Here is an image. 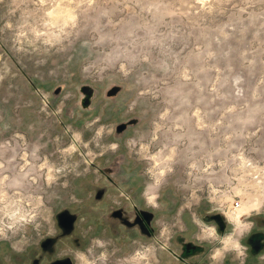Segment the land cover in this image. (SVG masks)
<instances>
[{
  "label": "rangeland",
  "instance_id": "1",
  "mask_svg": "<svg viewBox=\"0 0 264 264\" xmlns=\"http://www.w3.org/2000/svg\"><path fill=\"white\" fill-rule=\"evenodd\" d=\"M62 259L264 264V0H0V263Z\"/></svg>",
  "mask_w": 264,
  "mask_h": 264
},
{
  "label": "flooded vegetation",
  "instance_id": "2",
  "mask_svg": "<svg viewBox=\"0 0 264 264\" xmlns=\"http://www.w3.org/2000/svg\"><path fill=\"white\" fill-rule=\"evenodd\" d=\"M138 216L140 219H138ZM151 216H149L150 218ZM134 219L132 220L133 222H131V226L133 228H137V230L140 232V233H144V234H148L149 233V229L147 228L148 227V224L146 220H144L141 212L140 213H137L134 217ZM136 218L138 219V222H136ZM150 234V233H149ZM203 248L201 247L200 248V245H195L194 243L192 242H186L184 243V248L182 249V251L180 252V254H177L178 256V259L179 260H183L184 257H188V258H192L195 254V252L197 251H201ZM196 255V254H195ZM63 260V259H62ZM191 262V261H190ZM194 263V262H193Z\"/></svg>",
  "mask_w": 264,
  "mask_h": 264
},
{
  "label": "water",
  "instance_id": "3",
  "mask_svg": "<svg viewBox=\"0 0 264 264\" xmlns=\"http://www.w3.org/2000/svg\"><path fill=\"white\" fill-rule=\"evenodd\" d=\"M141 214H142L144 220H146V221H148L149 216H151L147 212H141ZM138 219H140L139 216H138ZM138 219L136 218V222H138ZM209 219L215 223V225L218 228V231L220 233H223L225 231L226 221H225L224 216L221 213L212 214L211 216H209ZM67 220H68V218H67ZM51 264H69V260L68 259L55 260Z\"/></svg>",
  "mask_w": 264,
  "mask_h": 264
},
{
  "label": "clouds",
  "instance_id": "4",
  "mask_svg": "<svg viewBox=\"0 0 264 264\" xmlns=\"http://www.w3.org/2000/svg\"><path fill=\"white\" fill-rule=\"evenodd\" d=\"M237 223H239V221L237 220ZM223 244H224V251H229V250H235L239 253L242 254V246L241 244L239 243V241H236L234 239H232V237H227L224 241H223ZM220 253L218 252L217 253V256H219Z\"/></svg>",
  "mask_w": 264,
  "mask_h": 264
},
{
  "label": "built area",
  "instance_id": "5",
  "mask_svg": "<svg viewBox=\"0 0 264 264\" xmlns=\"http://www.w3.org/2000/svg\"><path fill=\"white\" fill-rule=\"evenodd\" d=\"M231 206H232V209L236 210V209H238V208L241 207V204H240V202H235V203L232 204Z\"/></svg>",
  "mask_w": 264,
  "mask_h": 264
},
{
  "label": "bare ground",
  "instance_id": "6",
  "mask_svg": "<svg viewBox=\"0 0 264 264\" xmlns=\"http://www.w3.org/2000/svg\"><path fill=\"white\" fill-rule=\"evenodd\" d=\"M241 208V207H240ZM240 208H238V209H236V211H238ZM235 211V210H234ZM234 211H232V212H234ZM214 233H215V231H214Z\"/></svg>",
  "mask_w": 264,
  "mask_h": 264
},
{
  "label": "crops",
  "instance_id": "7",
  "mask_svg": "<svg viewBox=\"0 0 264 264\" xmlns=\"http://www.w3.org/2000/svg\"><path fill=\"white\" fill-rule=\"evenodd\" d=\"M212 257H214V255H212ZM0 264H8V263L5 262V263H0Z\"/></svg>",
  "mask_w": 264,
  "mask_h": 264
}]
</instances>
